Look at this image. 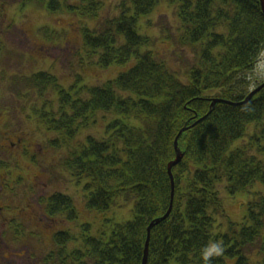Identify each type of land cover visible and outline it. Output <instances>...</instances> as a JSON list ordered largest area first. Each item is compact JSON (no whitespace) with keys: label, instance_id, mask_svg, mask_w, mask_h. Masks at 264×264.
Returning <instances> with one entry per match:
<instances>
[{"label":"trees","instance_id":"1","mask_svg":"<svg viewBox=\"0 0 264 264\" xmlns=\"http://www.w3.org/2000/svg\"><path fill=\"white\" fill-rule=\"evenodd\" d=\"M175 1L178 44L195 56L183 75H175L147 50L154 42L139 32L140 20L159 0H124L114 7L116 17L100 23V0H80L75 7L57 0H23L50 12L68 8L95 21V28L83 25L81 30L86 51L103 70L122 68L99 87H88L77 77L68 90L58 92V114H39L60 138L54 145L63 154L62 167L77 182L86 179L87 212L105 214L111 206L134 203L132 220L108 232L105 219L94 235L89 223L83 227L85 255L73 251L79 264L83 257L90 264H142L147 229L170 207L168 166L176 157L177 134L208 115L213 99L240 102L250 92V76L264 52L260 1ZM38 77L56 86L50 76ZM68 93L73 96L69 112ZM106 118L110 121L99 130L102 136L82 133L91 121L100 129ZM178 148L183 159L172 170V211L151 231L147 264H264V196L249 203L240 226L229 223L224 231L217 224L224 215L221 185L231 195L254 185L264 189V87L245 106L217 104L180 136ZM213 245L223 249L222 255L205 259Z\"/></svg>","mask_w":264,"mask_h":264},{"label":"rangeland","instance_id":"2","mask_svg":"<svg viewBox=\"0 0 264 264\" xmlns=\"http://www.w3.org/2000/svg\"><path fill=\"white\" fill-rule=\"evenodd\" d=\"M21 1L0 0V7L4 5L3 13L5 15L0 29L4 32L7 31L3 35L0 30V40L4 43V45L0 46L5 47L0 59V92L4 96L0 100V105L3 104L11 108L16 107L20 101V91L26 92L27 86L23 85V81H18L12 85L13 82L11 81L15 77L19 79L29 78L36 75L38 71H45L42 70L43 68L48 69L49 62H43L39 59L42 49H48V45L50 46L48 50L49 59L55 63L59 70L57 75H59L61 84L64 83L62 77L66 80L70 79L73 85L77 77L81 75L83 84L88 87H99L115 79L121 73L122 69L116 66L105 70L101 69L96 65L98 60L95 57H91L87 51L86 61L84 62L85 45L81 30L83 25L95 28L97 25L95 21L81 19L74 13H70L68 8H65V10L61 9L58 12H50L38 5L23 4L22 6L20 5ZM59 1L66 7H75L80 4V0ZM100 1L103 4V8L99 13V23L116 17L117 13L114 7L124 0ZM176 9L177 1L159 0V5L152 14L140 20L139 32L141 35L148 36L153 40L154 44L151 51L158 60L163 61L175 75H183L186 69L193 64L195 56L191 50L184 49L178 44V23L174 14ZM80 53H83L84 56L82 57ZM180 79L183 80L182 78ZM250 80V90L254 85L256 86L264 81V52L250 76ZM81 84L79 83L78 86H81ZM46 98L49 99L50 97ZM12 119L17 126V130H15L17 133L27 131L26 126H32L34 130L38 122H40L38 118H36V125L34 119L24 120L25 124L21 117L12 116ZM109 121L110 118L100 121V123L104 124L100 129L99 124L96 123L93 126L91 125L93 121H91L89 128L84 129L82 133L91 136L90 133L94 134L96 132V135L100 137L103 135L104 130H99L105 128ZM33 135L38 137V139L35 138L38 142H42L45 138V134L33 132ZM93 136L95 137V134ZM57 169L61 170L60 166H57ZM64 176L67 177L63 182L61 180L64 179ZM45 179L49 180L47 184L51 189L50 193L61 192L69 194L73 198L74 204L78 205V209L82 210L80 196L77 192V189H80L81 186L76 181L77 179H72L71 176L68 177L64 172L62 174H59V172L53 173L50 176H45ZM218 191L222 200L224 215L218 220L217 224L224 231H227L229 223L240 226L247 217L249 203L257 200L260 197L259 194L264 196V189L260 185H254L247 191L234 195L226 192L224 184L221 185ZM133 207V202L126 201L124 204L111 206V209L109 208L110 210L105 214H96L88 211L86 221L87 223H93L96 230V228L100 227L102 220L105 219V221H108V223H105V231L108 232L115 224H124L131 221L133 218ZM97 218H99V222ZM72 232L76 233L78 230H73ZM100 234L97 233V236Z\"/></svg>","mask_w":264,"mask_h":264},{"label":"flooded vegetation","instance_id":"3","mask_svg":"<svg viewBox=\"0 0 264 264\" xmlns=\"http://www.w3.org/2000/svg\"><path fill=\"white\" fill-rule=\"evenodd\" d=\"M3 9L4 5L0 7V27L5 17ZM6 32L1 30L3 35ZM0 45H4L1 40ZM4 48L0 46V58ZM47 48L42 49L41 60H49L50 46ZM51 71L58 72L54 64ZM55 73L53 76L58 78ZM70 84L68 79L64 90H68ZM67 95L70 101L71 94ZM2 98L4 96L0 95V100ZM41 106L35 100H20L12 108L0 105V264H79L73 259L75 253L67 240L70 231L80 228L86 220L84 193L81 188L77 189L82 207L78 211L69 194L50 193L45 176L53 174L57 159L49 137L38 142L30 133H17L13 127L16 124L12 116L35 115L34 110ZM66 108L70 111V103ZM52 133L44 127V134ZM72 217L80 220L78 226L72 222ZM83 237L85 234L81 231L79 251L85 255ZM84 259L79 260L81 264H85Z\"/></svg>","mask_w":264,"mask_h":264},{"label":"water","instance_id":"4","mask_svg":"<svg viewBox=\"0 0 264 264\" xmlns=\"http://www.w3.org/2000/svg\"><path fill=\"white\" fill-rule=\"evenodd\" d=\"M260 3H261L262 12H263V15H264V0H260ZM263 87H264V84L261 85L256 90H254L253 92H251L249 94V96L244 101H242L240 103H229V102H223V101H220V100H215V101H213V103L211 105V110L209 111L208 114H210L212 112V109L215 107V105L217 103H225V104L231 105V106H243V105H246ZM203 119H201V120H203ZM201 120H199L198 122H200ZM186 130L187 129H182L180 131L178 137L176 138L175 143H174L175 151H176V159L173 162H171L169 164V166H168V174L170 176L171 183H172V195H171L170 209H169V212L165 215V217H163L162 219L155 220L149 225V227L147 229V239H146V243H145V249H144V256H143L142 264H147V262H148L149 242H150V236H151L152 229L155 226L159 225L161 222L165 221L168 218V216H169V214H170V212L172 210L173 196H174V182H173V177H172V169L174 167H176L181 162V160L183 158V155L179 152V149H178V139H179L180 135L183 132H185Z\"/></svg>","mask_w":264,"mask_h":264},{"label":"clouds","instance_id":"5","mask_svg":"<svg viewBox=\"0 0 264 264\" xmlns=\"http://www.w3.org/2000/svg\"><path fill=\"white\" fill-rule=\"evenodd\" d=\"M223 249L219 247V245H213L212 249L210 251H206L204 253L205 259H208L212 255H222Z\"/></svg>","mask_w":264,"mask_h":264}]
</instances>
